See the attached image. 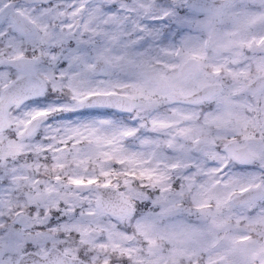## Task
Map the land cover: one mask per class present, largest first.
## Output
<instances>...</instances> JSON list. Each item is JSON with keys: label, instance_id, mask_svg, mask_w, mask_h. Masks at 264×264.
<instances>
[{"label": "snow or ice", "instance_id": "6c2138e0", "mask_svg": "<svg viewBox=\"0 0 264 264\" xmlns=\"http://www.w3.org/2000/svg\"><path fill=\"white\" fill-rule=\"evenodd\" d=\"M0 264H264V0H0Z\"/></svg>", "mask_w": 264, "mask_h": 264}]
</instances>
